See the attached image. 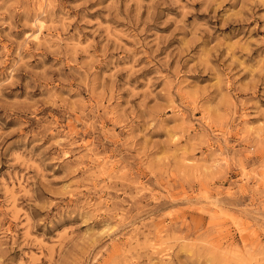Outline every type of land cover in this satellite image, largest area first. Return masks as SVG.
Instances as JSON below:
<instances>
[{"label": "rangeland", "instance_id": "rangeland-1", "mask_svg": "<svg viewBox=\"0 0 264 264\" xmlns=\"http://www.w3.org/2000/svg\"><path fill=\"white\" fill-rule=\"evenodd\" d=\"M0 264H264V0H0Z\"/></svg>", "mask_w": 264, "mask_h": 264}]
</instances>
